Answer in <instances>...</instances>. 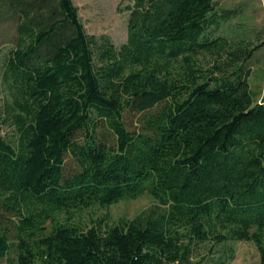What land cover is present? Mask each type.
I'll return each instance as SVG.
<instances>
[{
    "label": "trees",
    "instance_id": "obj_1",
    "mask_svg": "<svg viewBox=\"0 0 264 264\" xmlns=\"http://www.w3.org/2000/svg\"><path fill=\"white\" fill-rule=\"evenodd\" d=\"M127 8L117 46L87 32L74 0H0V20L18 17L20 32L3 62L16 133H0V260L16 249L17 264H228L227 243L252 240L264 264V98L240 63L264 40L206 69L196 57L225 49L211 35L234 9ZM145 192L163 208L70 217ZM211 240L223 248L202 254Z\"/></svg>",
    "mask_w": 264,
    "mask_h": 264
},
{
    "label": "rangeland",
    "instance_id": "obj_2",
    "mask_svg": "<svg viewBox=\"0 0 264 264\" xmlns=\"http://www.w3.org/2000/svg\"><path fill=\"white\" fill-rule=\"evenodd\" d=\"M222 7L234 9V13L221 23L212 32V38H225V49L203 50L197 55V66L206 69L215 64H225L229 52L236 45L247 44L252 40L259 43L264 40V0H217ZM79 7L80 16L91 35H108L112 41L120 46L128 38V18L131 10L127 8L133 0H74ZM19 19L13 17L0 20V133L13 138L16 126L13 122L12 93L4 79L3 62L8 50L19 40ZM242 64L250 68V82L257 92L258 100L264 98V44L259 47L252 57L241 60ZM101 136L110 139L111 132L100 127ZM163 206L155 197L145 192L136 198H125L108 206L99 204L75 210L71 214L72 221L81 225H90L92 219L105 217L108 222L115 223L120 219L146 217ZM62 218H66L62 216ZM211 240L201 248L202 254L223 248V244L213 245ZM228 246L234 248V257L228 264H260V253L256 243L252 240H230ZM17 250L12 249L0 264H17ZM195 258V254H194Z\"/></svg>",
    "mask_w": 264,
    "mask_h": 264
}]
</instances>
